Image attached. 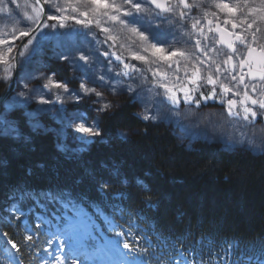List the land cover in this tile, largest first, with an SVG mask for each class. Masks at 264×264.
I'll return each mask as SVG.
<instances>
[{
	"label": "trees",
	"instance_id": "obj_1",
	"mask_svg": "<svg viewBox=\"0 0 264 264\" xmlns=\"http://www.w3.org/2000/svg\"><path fill=\"white\" fill-rule=\"evenodd\" d=\"M20 128L27 139L0 137V228L20 247L24 264H50L56 253L43 217H61L32 207L37 197L49 194L57 196L61 215L68 210L60 197L70 196L72 208L95 201L105 211L94 243L104 237L123 240L115 232H129L130 242L148 249L142 257L148 264L194 258L197 264H264V153L200 142L188 148L170 128L144 121L135 102L127 100L103 115L106 141H96L78 158L60 152L50 135L31 132L25 122ZM101 178L113 182L109 196L98 190ZM138 181L151 189L155 207L146 206ZM13 203L20 212L5 213ZM29 234L32 241L25 239ZM0 264H9L1 242Z\"/></svg>",
	"mask_w": 264,
	"mask_h": 264
},
{
	"label": "snow or ice",
	"instance_id": "obj_2",
	"mask_svg": "<svg viewBox=\"0 0 264 264\" xmlns=\"http://www.w3.org/2000/svg\"><path fill=\"white\" fill-rule=\"evenodd\" d=\"M10 5L20 7L17 0H0V23L3 25L0 29V45H7L6 49L0 50V65H4V75L0 76V80L5 83L9 81L13 69L17 66L22 69L24 63L28 61L32 51L29 49V45L35 39L33 33L38 30L43 32L44 29H48L49 32L67 29L68 35L74 33L87 39L94 26L105 33V41H111L113 46L121 39L120 34H125L124 39L131 43L127 47L125 44H121V48H126L132 60L148 65L147 71L151 72L154 79L159 77L155 86L163 88V95L174 108L181 103V97L178 95L180 92L183 94L182 99L185 104H196L197 106L201 101L206 103L208 100L219 97L220 103L226 104L228 115L242 118L246 122L244 126H254L255 121L264 119V0H235L233 3H229L227 0H192L191 4L189 0H34L33 3H28L25 0L23 18ZM193 7L199 9L202 15H191ZM210 8H215L224 14L226 18L223 19L222 25H230V28H226L221 23H217L215 31L219 38L218 40L213 39L214 44L223 45L228 51L202 45L201 39L194 38L192 33L184 30L183 25L176 28L179 35L170 30L189 16L193 30L198 29L202 19L207 20L208 25H212L213 21L207 18L212 16L219 19V17L217 11H210ZM157 18L168 22L170 29L167 32L163 30L162 22H157ZM70 23L79 25L80 28L70 29ZM208 30L209 32L213 31L211 27ZM9 35L12 36L11 41L7 38ZM44 35L46 36L47 33ZM197 35L203 36L205 41L209 39L204 34L202 27L198 29ZM182 37H188V39H181ZM93 39L97 40L94 34ZM192 39H195L194 45L190 43ZM17 40L21 41L17 48L22 46L28 51V55H25L24 51L18 52V55L23 58L22 60H17L15 56L11 55L14 51L13 44ZM97 42L103 43L98 40ZM89 43L91 44V41ZM132 44L136 45L139 51L132 50ZM197 51L201 55H196ZM97 52L108 61L107 72H114L116 77H128L129 80H133L136 77L131 76L130 73L135 72L141 74L143 81L148 80L146 76H143L142 69L125 63L122 55L110 53L107 49L100 51L92 48L89 52L78 49L77 53L62 54L59 58L68 61L74 68L84 73L86 78L81 80L79 92L70 91L66 83L54 80L55 73L51 75L41 73L39 77L28 74L23 80V87L28 94L26 95L25 91H20L18 96L27 100L30 95L38 98L40 104H48L51 101V95H48L46 99L43 90L47 89L48 93H51L53 88L62 89L68 93V96L56 95V102H59L61 106L68 99L79 102L86 96L94 95L96 99L92 103L98 105L97 111L99 113L108 112L113 108V104L106 102L103 89L107 88L113 94H117L126 82L113 80L105 73L96 72ZM209 52L215 55L209 56ZM112 56L119 64H123V69L127 71L113 65L110 59ZM201 56L204 58L202 59ZM156 61H163L166 69H171V72L162 71L158 65L153 68L152 64ZM90 71L95 73V79L88 75ZM181 72L184 74L183 80L179 75ZM33 79L41 80V87L30 88L29 81ZM161 81H170L171 86L169 83ZM148 82L151 83V81ZM90 84L95 86H90ZM240 85H243L245 89L243 91L244 98L239 101V104L243 106L242 117L239 111H234L238 104L236 100L231 98L224 100L225 94L240 95L238 90ZM249 89L251 94H249ZM126 90L129 93L136 91L131 83H127ZM148 91L151 92L152 89H148ZM155 95H161V93H155ZM133 98L135 99L137 96ZM20 103V99L6 103L5 111L17 107ZM249 104L251 107L248 106ZM27 115L31 122L32 114ZM141 118L144 121L157 119L156 116L148 114L147 107L141 114ZM67 126L74 128L75 132L80 134L79 138L82 143L89 142L83 140L84 135L91 138L102 136L99 127L95 124H88L82 115L75 117ZM32 127L35 129L39 125L32 123ZM21 135L17 122L10 121L5 118L4 114H0V137L20 139ZM119 137L126 139L127 134L120 132ZM23 138L27 139V137ZM239 143L244 144L245 140L242 139ZM247 143L254 145L255 141L248 140ZM256 147L264 152V139ZM114 175L117 179L119 178L118 169L114 170ZM138 183L143 185V181H138ZM112 188L111 179L101 178L98 182V190L105 196L111 194ZM143 190L146 206L148 208L155 207L151 202V189L147 185H143ZM119 195L120 198H123L124 194L120 193ZM60 199L66 200L65 207L72 201L70 196L68 198L60 197ZM37 206L42 210V215L60 216L63 219L56 195L49 194L43 199L37 197L32 207ZM73 208L75 217L67 221L65 235L68 239L61 242V248L65 243L74 239V233H79V237L71 256L54 255L56 264H66L69 260H71V264H80L78 256H83L92 264H148L147 259L142 258L148 249L137 247L138 241L130 242L129 232H115V229H112L117 237H124V239L104 241L101 244L94 243L96 237L93 235V231L96 229V225L92 217L96 216L99 219L102 212L105 211L95 201L88 203L79 201L73 205ZM3 211L8 214L13 211L20 212V207L13 203ZM89 212L92 215H89ZM16 218L19 219V217ZM36 227L39 228V225ZM25 231L31 233V227L26 225ZM5 235L7 234L5 233ZM25 239L32 241L33 236L29 234ZM8 244L16 253L20 252L17 243L9 240ZM9 264H21V262L10 253ZM42 264H47V260L42 261ZM175 264H180V261H176ZM183 264H197V261L195 258L192 261L184 260Z\"/></svg>",
	"mask_w": 264,
	"mask_h": 264
},
{
	"label": "rangeland",
	"instance_id": "obj_3",
	"mask_svg": "<svg viewBox=\"0 0 264 264\" xmlns=\"http://www.w3.org/2000/svg\"><path fill=\"white\" fill-rule=\"evenodd\" d=\"M28 3H33L34 0H27ZM229 3L235 2V0H227ZM189 3H192V0H189ZM17 4L20 5L19 8L16 5H10L15 12L19 13L21 18H23V12L25 11V0H17ZM47 8V5H45ZM210 11H217V16L219 19L209 16L207 19L213 21L212 25L207 24V20L202 19L201 24L198 26V29L202 27L204 29V34L209 37L207 41L203 39V36H198V29L193 30L191 28V18L186 17L185 20H181L179 25L176 27L170 26L166 20L157 18V22H162L163 30H171L176 35H179L176 32V28L180 25H183L184 30L192 33L194 38L201 39L202 45H207V47H216L220 48L223 51H228L224 48L223 45L214 44L213 39L218 40V35L214 31L209 32V27L215 29L217 23H221L226 17L223 13L218 12L215 8H210ZM30 11V9H28ZM187 11V10H185ZM191 15L201 16L202 12L193 7L191 10ZM110 27H118L108 25ZM230 28V25L224 26ZM3 25L0 23V29ZM69 28L79 29V25L69 24ZM67 29H60L55 32H49L48 29H44L43 32L39 30L36 33H33L35 39L32 41V44L29 45L31 49V55L28 58V61L24 63L23 68L17 66L13 69L11 77L7 83L0 80V114H4L5 118L10 121H16L18 128L22 137H25V132L20 128V125L25 122L28 129L31 132H40L42 134L50 135L54 139V144L56 148L64 153L75 155L77 158L83 156L91 149L92 145L96 141H106L104 140V135L101 130V120L105 113L112 111L115 108H120L122 106V101H133L135 102L139 116L145 112L147 107L148 114L150 116H156L155 121H148L153 123L162 124L171 129V132L178 138L181 144L185 145L188 148H193L194 145L198 142L200 143H209L219 146L221 149L226 151L241 150L250 152L254 155L263 154L256 145L260 144V141L264 139V119H258L254 122V126L246 124L242 118H234L228 115L226 110V104L220 103L219 97L215 99L208 100L206 103L201 101L200 105L196 104H185L182 99V93L178 92V95L181 97V103L177 107H173L171 103L163 95V88L156 87L157 77L154 79L151 72L147 71L148 65L130 58L129 52L126 48H121V44H125L127 47L131 42L124 39L125 34L121 33V39L116 43L115 46L112 45L111 41H105V33L100 31L98 28L91 29V33L88 35L87 39L84 36H77L76 34H67ZM85 31V30H81ZM44 33H47L45 36ZM61 33H65L62 35ZM93 34L96 36L98 41L103 43H98L97 40L93 39ZM9 41L12 40V36L7 37ZM181 39H188V37H182ZM91 41V44L89 43ZM194 45L195 39L190 41ZM21 41L17 40L13 44L14 51L11 54L15 56L17 60H22L23 58L18 55V52L24 51L25 55H28V51L23 49V47L17 48V45H20ZM7 45H0V50L6 49ZM132 50L139 51L136 45H131ZM92 48L99 49L104 51L105 49L109 50L110 53H115L116 55H122L123 61L129 65H135L136 67L143 70V76L148 78L147 81H143V77L140 73L132 72L131 76L136 77V79L129 80L128 77H116L114 72H107L108 61L104 56L99 55V52L96 53L97 63L95 64L96 72L105 73L107 76L111 77L113 80H123L125 85L122 90L117 94H113L112 91L107 88L103 89L106 102L113 104V108L105 113H99L97 111L98 105L92 103L96 97H84L79 102L75 100L68 99L65 101L63 106L59 102H56V95L59 94L61 97H67L68 93H65L62 89L53 88L51 93H48L47 89H44L45 98H48V95H51V101L48 104H40L38 98L30 96L27 100H24L18 96L20 91H25L26 95L27 90L23 87V80L27 77L28 74L35 75L39 77L41 73L51 75L55 73L53 77L56 81L64 82L68 85L70 91H80V83L82 79H85L84 73L74 68L68 61L62 60L59 57L62 54H74L77 53V50H83L89 52ZM195 51V49H193ZM145 54V53H142ZM148 55V54H145ZM196 55H201L200 52H196ZM215 54L209 52V56H214ZM203 59L204 57L201 56ZM113 65L121 70L123 69V64H119L115 57H110ZM150 59H152L150 57ZM159 66L162 71L167 70L171 72V69H166L165 63L163 61H156L152 64V67L155 68ZM4 65H0V76L4 75L3 72ZM127 71V70H125ZM16 72V73H15ZM227 74V73H225ZM238 74V73H237ZM88 75L95 79L96 75L94 72H89ZM181 80L184 79L183 72L179 73ZM16 78L15 85L9 94L6 95L8 90L12 88V82ZM17 76V77H16ZM148 81H151L149 83ZM162 83H169L170 81H161ZM127 83H131L136 89L135 93H129L126 90ZM42 85V81L39 79H33L29 81L30 88H39ZM90 86H95L90 84ZM192 87V85H189ZM148 89H152L151 92ZM240 95H231L225 94L224 100L231 98L238 102L237 108L234 111H239L241 117L243 115V106L239 104V101L243 100V91L244 86H239ZM155 93H161V95H155ZM249 94L251 91L249 89ZM6 95V96H5ZM194 95H196L194 93ZM137 96V98H133ZM4 98V99H3ZM15 99H20L21 103L12 109L5 111L4 105L6 103H11ZM248 106L251 107L249 104ZM61 109L60 111H57ZM27 114H32L31 122ZM83 116L88 124H95L99 127L102 132L101 137L91 138L87 135L83 136L84 141H89L87 143H82L79 133H76L74 128L68 127L70 121H72L77 116ZM18 116V117H17ZM80 122V121H76ZM32 123H37L39 127L33 129ZM20 138V139H21ZM245 140L244 144L239 143L240 140ZM248 140H254V145H249ZM63 237V236H62ZM64 238V237H63ZM67 241V239H60L58 248L61 256H71L74 251L75 243L71 241L65 243L61 248V242ZM77 259L80 261V264H92L87 261L83 256H78ZM53 264H56L54 261ZM66 264H71V260L67 261Z\"/></svg>",
	"mask_w": 264,
	"mask_h": 264
},
{
	"label": "water",
	"instance_id": "obj_4",
	"mask_svg": "<svg viewBox=\"0 0 264 264\" xmlns=\"http://www.w3.org/2000/svg\"><path fill=\"white\" fill-rule=\"evenodd\" d=\"M213 31H214L215 34H217L216 31H215V29H213ZM217 35H218V34H217ZM15 73H16V72H15ZM14 82H15V76H14V79H13V82H12V88H11L10 90H8V92L6 93V95L9 94L10 91L13 89V87H14V85H15ZM6 95H5V96H6ZM3 99H4V98H3Z\"/></svg>",
	"mask_w": 264,
	"mask_h": 264
},
{
	"label": "bare ground",
	"instance_id": "obj_5",
	"mask_svg": "<svg viewBox=\"0 0 264 264\" xmlns=\"http://www.w3.org/2000/svg\"><path fill=\"white\" fill-rule=\"evenodd\" d=\"M17 77V76H16ZM15 80H16V78H15Z\"/></svg>",
	"mask_w": 264,
	"mask_h": 264
}]
</instances>
